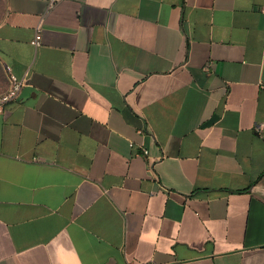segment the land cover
Returning <instances> with one entry per match:
<instances>
[{"label": "crops", "instance_id": "obj_1", "mask_svg": "<svg viewBox=\"0 0 264 264\" xmlns=\"http://www.w3.org/2000/svg\"><path fill=\"white\" fill-rule=\"evenodd\" d=\"M48 1L0 21V264H264V0Z\"/></svg>", "mask_w": 264, "mask_h": 264}, {"label": "built area", "instance_id": "obj_2", "mask_svg": "<svg viewBox=\"0 0 264 264\" xmlns=\"http://www.w3.org/2000/svg\"><path fill=\"white\" fill-rule=\"evenodd\" d=\"M63 0H49L48 1V9L51 10L55 7L58 3L62 2ZM264 13V10H263ZM32 45L36 48L42 46V28L39 25L36 29L35 37L32 41ZM7 79H8V90L4 93L0 94V111H2L6 106L16 102L19 98V95L24 87V81L19 80L12 72L11 68L6 66L4 68ZM132 147V145H131ZM144 156H148L147 150H142Z\"/></svg>", "mask_w": 264, "mask_h": 264}, {"label": "rangeland", "instance_id": "obj_3", "mask_svg": "<svg viewBox=\"0 0 264 264\" xmlns=\"http://www.w3.org/2000/svg\"><path fill=\"white\" fill-rule=\"evenodd\" d=\"M4 7H5V0H0V21L2 19L3 16V12H4ZM2 72L0 70V86H2Z\"/></svg>", "mask_w": 264, "mask_h": 264}]
</instances>
